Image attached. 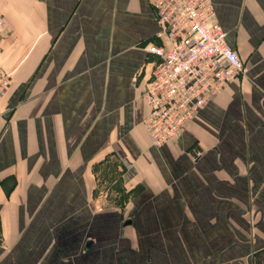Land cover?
<instances>
[{"label": "crops", "instance_id": "obj_1", "mask_svg": "<svg viewBox=\"0 0 264 264\" xmlns=\"http://www.w3.org/2000/svg\"><path fill=\"white\" fill-rule=\"evenodd\" d=\"M212 2L245 69L155 146L148 0H0V264H264V0Z\"/></svg>", "mask_w": 264, "mask_h": 264}, {"label": "built area", "instance_id": "obj_2", "mask_svg": "<svg viewBox=\"0 0 264 264\" xmlns=\"http://www.w3.org/2000/svg\"><path fill=\"white\" fill-rule=\"evenodd\" d=\"M148 2L156 14L160 42L144 46L157 59L143 90L148 106L143 123L151 143L159 146L173 139L197 110L245 67L216 19L212 0ZM2 23L0 17V29ZM9 76L0 71V94Z\"/></svg>", "mask_w": 264, "mask_h": 264}, {"label": "rangeland", "instance_id": "obj_3", "mask_svg": "<svg viewBox=\"0 0 264 264\" xmlns=\"http://www.w3.org/2000/svg\"><path fill=\"white\" fill-rule=\"evenodd\" d=\"M113 174V173H112ZM100 175H101V177H106V178H108V177H110V175H111V171L109 170V169H101V173H100ZM100 177V178H101ZM102 186H104V187H106L105 185H102ZM104 190V189H103Z\"/></svg>", "mask_w": 264, "mask_h": 264}]
</instances>
